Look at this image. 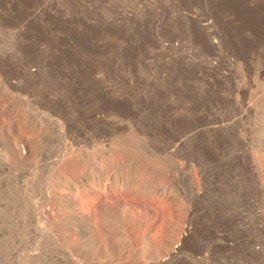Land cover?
<instances>
[{
  "label": "rangeland",
  "instance_id": "obj_1",
  "mask_svg": "<svg viewBox=\"0 0 264 264\" xmlns=\"http://www.w3.org/2000/svg\"><path fill=\"white\" fill-rule=\"evenodd\" d=\"M0 264H264V0H0Z\"/></svg>",
  "mask_w": 264,
  "mask_h": 264
},
{
  "label": "bare ground",
  "instance_id": "obj_2",
  "mask_svg": "<svg viewBox=\"0 0 264 264\" xmlns=\"http://www.w3.org/2000/svg\"><path fill=\"white\" fill-rule=\"evenodd\" d=\"M116 141H118V140H116ZM122 141V140H121ZM119 142V141H118ZM127 146V145H126ZM126 149V148H125ZM94 177H95V175H94ZM106 180V179H105ZM104 180V178L100 175V176H98V177H95V186H101L102 188H106V189H109V183L107 182L106 183V181ZM116 179H114L111 183H113V184H116ZM121 183V182H120ZM121 185V184H120ZM122 185H124V184H122ZM140 188V187H139ZM143 190H145V189H147L144 185H142V187H141ZM163 190V189H162ZM78 211H79V213L80 214H82V215H84V211H83V209L81 208V207H77L76 208ZM91 226V225H90ZM88 228V227H87ZM86 228V230H88V232H89V239L92 241V243H94V245H96L97 244V240H96V238H95V232L94 231H92V229L91 228H88L87 229ZM94 230V229H93ZM95 230H96V228H95ZM97 231V230H96ZM87 232V233H88ZM94 232V233H93ZM102 232V231H101ZM98 233V232H97ZM95 234V235H94ZM98 235V234H97ZM83 239V238H82ZM85 239V238H84ZM99 239V238H98ZM81 242V241H80ZM91 243V242H90ZM98 245V244H97ZM96 245V246H97ZM100 245V244H99ZM105 245V244H104ZM96 246H95V248H96ZM101 246V245H100ZM97 248H99L98 246H97ZM99 250V249H98Z\"/></svg>",
  "mask_w": 264,
  "mask_h": 264
}]
</instances>
